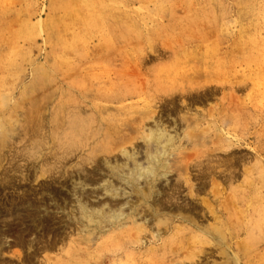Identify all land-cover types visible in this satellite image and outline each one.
<instances>
[{
  "label": "rangeland",
  "instance_id": "1",
  "mask_svg": "<svg viewBox=\"0 0 264 264\" xmlns=\"http://www.w3.org/2000/svg\"><path fill=\"white\" fill-rule=\"evenodd\" d=\"M0 126V264L223 263L178 204L240 264H264V0H0ZM158 128L173 139L159 196L120 229L80 233V205L136 206L111 168L144 164ZM23 192L31 205L8 215ZM162 242L178 252L154 253Z\"/></svg>",
  "mask_w": 264,
  "mask_h": 264
},
{
  "label": "bare ground",
  "instance_id": "2",
  "mask_svg": "<svg viewBox=\"0 0 264 264\" xmlns=\"http://www.w3.org/2000/svg\"><path fill=\"white\" fill-rule=\"evenodd\" d=\"M2 119V118H1ZM4 123V122H3ZM2 123V124H3ZM76 124V123H75ZM37 125V124H36ZM35 125V126H36ZM5 127V126H4ZM78 127V126H77ZM0 128H1V126H0ZM26 128V127H25ZM72 128V127H71ZM23 129H24V127H23ZM22 129V130H23ZM28 129V131H29V128H27ZM31 129V128H30ZM39 128H37V130H38ZM159 129V128H158ZM25 130V129H24ZM31 130H34V128H32ZM163 130V129H162ZM162 130H158L157 132H150V135H149V137L147 138L148 139V142L150 143V144H152L153 145V147H152V149H150L149 151H147V156H146V159H145V163L144 164H142V163H135L134 164V166L131 168V167H129V168H126L127 169V172H124V170H120L119 169V167H117V166H113V168H111V170H112V173L114 174V176H116L117 177V179H119L123 184H124V186H126V187H128L131 191H132V193H135V194H137V199H138V201H137V204H136V206H131V205H129V208H130V212H128V213H126L125 212V209L123 208V206H119L118 208H113L114 210H112V208L111 207H109V208H106V209H104L103 207H105V205L104 206H102L101 208H99V209H94V210H88L85 206H83V205H80V207H78L79 208V211H80V217H81V219L82 220H86L87 221V225H85L84 227H82L81 228V230H80V233H87V234H89V233H94V231H96V229L95 228H88V227H91L92 225L93 226H95V227H98L100 230H99V233H102L103 231H107L106 229H111L112 227H114V229L115 228H118V229H120L119 228V223H122V224H125L126 222H124V220H126L127 218H129V216L130 215H132V214H134L135 213V211H136V208L137 207H140L141 205H147V206H149V199L150 198H152V196H156V195H158L159 196V194H160V190H159V188L156 186V183H157V181L158 180H160V179H165L166 178V176H167V174H169L168 172V170H167V165H166V163H167V161H165V159L166 158H168V157H170L169 156V149L171 148V146H172V143H173V139L171 138V137H167L166 136V134L162 131ZM1 131V130H0ZM3 131V130H2ZM41 131V130H40ZM153 131H155V130H153ZM194 131V130H193ZM34 132H35V130H34ZM1 133V132H0ZM29 133V132H28ZM33 133V132H32ZM191 133V132H190ZM193 133V132H192ZM191 133V134H192ZM26 134H27V132H26ZM35 134V133H34ZM36 134H37V131H36ZM40 134V133H39ZM79 134V133H78ZM194 134H196V133H194ZM29 135V134H28ZM75 135V134H74ZM81 135V134H80ZM190 135V134H189ZM37 136V135H33L32 134V138H35V137ZM170 136V135H169ZM188 136V135H187ZM3 137V136H2ZM19 137V136H18ZM38 137V136H37ZM10 138V137H9ZM31 138V139H32ZM39 138V137H38ZM37 139V138H36ZM42 139V138H41ZM40 138H39V140H36V141H38L39 143H41L42 141H44L43 139H42V141H40L41 140ZM35 140V139H34ZM32 141V140H31ZM36 141H34V142H36ZM27 143L28 142H30V139H29V141H26ZM33 141H32V143L35 145H37V143H34ZM7 143V142H6ZM31 143V142H30ZM44 142H42V144H43ZM32 144V145H33ZM41 145V144H40ZM39 144L37 145L38 147V149H41V148H43V146L40 148L39 146H40ZM29 147H30V145H28ZM34 147H36V146H34ZM30 149L31 148H28V151H30ZM44 149V148H43ZM66 149V148H65ZM26 150L27 149H24L22 152L24 153V151L26 152ZM32 150H33V147H32ZM42 150V149H41ZM41 150L39 151V152H41ZM66 150H68V148L66 149ZM174 150V149H173ZM3 151V150H2ZM71 151H73V150H71V148H70V152ZM174 151H176V150H174ZM37 154V153H36ZM69 154V153H68ZM27 155H28V153H27ZM27 155H26V157H27ZM66 155H67V153H66ZM128 155V154H127ZM25 156V153H24V155H23V157L21 156V158H25L24 157ZM1 157V156H0ZM62 157H65L66 158V156L65 155H61V158H60V161H61V159H62V161L63 160H65L64 158H62ZM46 158V157H45ZM57 158V157H56ZM133 158V157H132ZM3 158H1V160H2ZM27 159V158H26ZM59 158H57V160H58ZM67 159V158H66ZM93 159H94V161L97 159H95V156H93ZM93 159H91V160H93ZM227 159H229V157L227 158ZM226 159V160H227ZM46 160V159H45ZM57 160H55V161H57ZM225 160V161H226ZM232 160V159H231ZM61 161V164L63 163V162H65V161H63L62 162ZM93 161V162H94ZM228 161V163H229V161H230V159L229 160H227ZM226 161V162H227ZM84 162V161H83ZM232 162V161H231ZM45 163H47V162H45ZM49 163V162H48ZM47 163V164H48ZM60 162H58V164H59ZM225 163V162H224ZM18 164V163H17ZM46 164V165H47ZM56 164V163H55ZM58 164H56L57 166H58ZM61 164H60V166H61ZM84 164V163H83ZM233 164V163H232ZM11 165V164H10ZM52 165H53V163H52ZM80 165H81V163H80ZM87 165V164H86ZM91 165V164H90ZM197 165L198 164H196V167H197ZM226 165H229V164H227L226 163ZM44 166V165H43ZM48 166V165H47ZM47 166H45L46 168H47ZM57 166H54V167H57ZM81 166H83V165H81ZM199 166V165H198ZM233 166V165H232ZM17 168H18V165L16 166ZM182 167V166H181ZM193 167H195V166H192V168ZM195 167V168H196ZM229 167V166H228ZM55 169V168H54ZM53 169V170H54ZM57 169V168H56ZM59 169V168H58ZM179 169H181V168H179ZM178 169V170H179ZM199 169V168H198ZM14 170V169H13ZM16 170H18L19 171V169H16ZM44 170V169H43ZM50 168L48 169V172H52V170H50ZM170 170V169H169ZM203 170H204V168H203ZM203 170H201L200 172H201V174H202V176H203ZM46 171V170H45ZM45 171H43V172H45ZM171 171V170H170ZM47 171H46V173H48ZM224 172V171H223ZM22 173V172H21ZM211 174H212V172H210ZM233 173V172H232ZM14 174H15V172H14ZM18 174V173H17ZM54 174V173H53ZM230 175V174H229ZM228 175V176H229ZM6 176H8V175H6ZM12 176V178L11 179H15L14 177H13V175H11ZM21 177H22V175H20ZM113 176V175H112ZM201 175H200V177H202ZM232 176V174L229 176V177H231ZM8 177H10V176H8ZM7 177V178H8ZM3 178V177H2ZM205 178V177H204ZM207 178V177H206ZM225 178V177H224ZM4 179V178H3ZM21 179H23V178H21ZM162 179V180H163ZM16 180H17V178H16ZM161 180V181H162ZM206 180V179H205ZM231 180V179H230ZM4 181H6V180H4ZM10 181V180H9ZM15 181V180H14ZM13 181V182H14ZM22 181H25V180H20V182H22ZM140 181H143V183H144V186H142L141 188H140ZM160 181V182H161ZM180 181V180H179ZM225 181V180H224ZM12 182V180L10 181V183ZM19 182V181H18ZM16 183V186L18 187V186H20V185H17V184H21L20 182L19 183ZM230 182H232V181H230ZM6 183H8V181L6 182ZM10 183H8V186L10 187V189L12 190H15V191H17L16 189H17V187L15 188V184H10ZM176 183H178V185H179V182L177 181ZM187 183V182H186ZM229 184H232V183H229ZM123 186V185H122ZM123 186V187H124ZM6 187V186H5ZM174 187V186H173ZM172 187V188H173ZM175 187H177L176 185H175ZM179 187H180V185H179ZM4 188V187H3ZM20 188V187H19ZM45 187H43L42 189H44ZM171 188V189H172ZM105 189V191H106V193H108V194H110L112 197H118V196H120L121 195V193H120V191H118V189H112V187H109V188H104ZM178 189V188H177ZM20 191V190H19ZM18 191V192H19ZM130 191V192H131ZM163 191V190H162ZM177 191V190H176ZM1 192V191H0ZM104 192V191H103ZM171 192V191H170ZM16 193V192H15ZM18 194H21V192H19ZM171 194V193H170ZM25 193L23 192V194L21 195V196H19L18 197V201L16 202L15 200H13L14 198H12V200H11V202H10V208L8 209V211H6L7 212V214L8 215H13V213H15V214H17V215H19L20 214V211H19V205H23V206H29V205H31L28 201H27V199L28 198H26L25 197ZM162 195H163V193H162ZM18 196V195H17ZM161 196V195H160ZM164 196V195H163ZM168 196V195H167ZM167 196H165V199H166V197ZM196 196V195H195ZM169 197V196H168ZM164 198V197H163ZM16 199V198H15ZM130 199V198H129ZM151 200V199H150ZM0 201H1V199H0ZM134 201V200H133ZM157 201V200H156ZM203 201V200H202ZM157 202H160V201H157ZM167 202H168V200H167ZM170 202H172V201H170ZM0 204H2V203H0ZM155 205L158 207V203H156L155 202ZM179 206H177V208L175 209L176 210V212H177V216L176 217H179L178 218V220H179V224L181 225V226H184V227H190V226H193L196 230H198V231H200V232H202V233H204V238H203V240L202 241H200V244L203 246V245H208V244H217L218 246H219V249H220V251H219V253H222L223 255H224V262L223 263H221V264H240L239 263V260H238V258H237V256L235 255V254H232L233 252H231V247H230V245H228V244H226V242H225V238H220V234H222V233H224L223 231H219L218 229H214L213 227L211 228V226H206V227H204V228H198V225L196 224V222H194L193 220H194V218L193 217H191V218H193V219H190V218H188L187 216H183V215H185V214H183L184 212L183 211H186V212H188V211H191V209L189 208V209H185L184 207H182L183 205H181V204H178ZM181 205V206H180ZM186 205V204H185ZM191 206V205H190ZM1 208L0 209H2V206H0ZM171 207V206H170ZM5 208V207H4ZM150 208V207H149ZM193 208V207H192ZM210 208V207H209ZM210 210V209H209ZM216 211V210H215ZM4 212V211H3ZM75 212V211H74ZM145 212V211H144ZM139 213V212H138ZM157 213H161L160 212V210H158V208H156V210H155V212L153 213V215L154 216H157ZM217 213V212H216ZM193 215V214H192ZM137 216V215H136ZM139 216V215H138ZM215 216H216V214H215ZM140 217V216H139ZM78 218V217H77ZM138 218V217H137ZM160 219V218H159ZM16 220V219H15ZM144 219H141V221H143ZM146 220V219H145ZM153 220V219H152ZM172 219L171 218H168V217H161V219H160V221L161 222H159V223H162V222H164L165 221V223L164 224H166V222H168V221H171ZM23 220L21 219L20 221H18L19 222V224L18 225H20V226H22L23 225V222H22ZM227 221V220H226ZM139 222V221H138ZM144 222H146V221H144ZM36 223V222H35ZM140 223V222H139ZM142 223V222H141ZM201 223V222H200ZM223 223V222H222ZM9 224H10V222H9ZM9 224H6V223H4V226L5 227H7L8 228V230H5V231H1L0 232V237H3L4 238V236H6L7 235V233H8V231L10 232V230H11V227L9 226ZM107 224H108V226H107ZM148 224V223H147ZM203 224V223H202ZM38 225V224H37ZM157 225V224H156ZM228 225V224H227ZM170 226V225H169ZM221 226H222V224H221ZM38 227V226H37ZM36 227V229H38ZM108 227V228H107ZM168 227V226H167ZM10 228V229H9ZM46 228V227H45ZM173 229H175L174 231H177L176 230V227H172ZM179 228V227H178ZM31 229V228H30ZM129 229V228H128ZM143 229H145V228H143ZM143 229H141V230H143ZM163 229H165V228H163ZM241 229H243L244 230V232H246L245 231V228H244V226H242L241 227ZM140 230V229H139ZM156 230V233H155V235L153 236V239H158V238H160V235H161V227L160 226H157V229H155ZM166 230V229H165ZM164 230V231H165ZM172 230V229H171ZM121 231V230H120ZM119 231V232H120ZM123 231V230H122ZM193 231V230H192ZM227 231V230H226ZM19 233V240L21 239L22 240V238H23V236H22V230L20 229L19 231H18ZM23 232H24V230H23ZM136 233L137 232V230L136 231H131V233L133 234V233ZM151 232H152V230H151ZM98 233V234H99ZM122 233V232H121ZM131 233H129V234H131ZM229 235H225L226 237H229L228 239H229V241L232 239V238H230L233 234H232V232H231V230H229L228 232H227ZM66 234V233H65ZM119 234V233H118ZM124 234V233H123ZM197 234V233H196ZM247 234V238H248V236L250 235V231L249 232H247L246 233ZM70 235V234H69ZM100 235V234H99ZM144 235L146 236V234L144 233ZM200 235V234H199ZM117 236V235H116ZM127 236V235H126ZM191 236V235H190ZM222 236V235H221ZM67 237H68V235H67ZM86 237V236H85ZM88 237V236H87ZM86 237V238H87ZM119 237H121V236H119ZM129 237V236H128ZM148 237V236H147ZM166 237V236H165ZM108 238V237H107ZM133 238H134V235H133ZM150 238V237H149ZM171 238V237H170ZM174 238V237H173ZM176 238H177V236H176ZM175 238V239H176ZM192 238V237H191ZM190 238V239H191ZM201 238V237H200ZM140 239V238H139ZM172 239V238H171ZM250 239V238H249ZM182 240V239H181ZM188 240V239H187ZM251 241H252V243L254 242L252 239H250ZM23 241V240H22ZM59 241V240H58ZM61 241V240H60ZM59 241V242H60ZM104 241V240H103ZM102 241V242H103ZM119 241V240H118ZM174 241V240H173ZM56 242V241H55ZM112 242H114V241H112ZM120 242H121V240H120ZM130 242V241H129ZM144 241H141V243H143ZM159 242H161V241H159ZM51 243H54V242H51ZM94 243V242H93ZM131 243V242H130ZM133 243V242H132ZM136 243V242H135ZM147 243V242H146ZM149 243V242H148ZM147 243V244H148ZM2 245H5V243L4 242H2L1 243ZM55 244V243H54ZM54 244H51L52 246H54ZM101 244V243H100ZM176 244V243H175ZM56 245V244H55ZM73 245V244H72ZM132 245V244H131ZM134 245V244H133ZM177 245V244H176ZM185 245V244H184ZM91 246H92V244H91ZM117 246V245H116ZM115 246V249H118L117 247ZM141 246V245H140ZM153 246V245H152ZM157 246V245H156ZM173 246H174V244L173 245H170L169 243H164V242H162L161 243V245H159L158 244V247H156V250H154L155 252L154 253H156V251H158L159 250V253H160V251L162 250L164 253H170V252H172V253H176V252H178V250H179V248H173ZM181 246H183V245H181ZM110 247V246H109ZM108 247V248H109ZM111 247H112V245H111ZM154 247V246H153ZM179 247V246H178ZM2 248V247H1ZM53 248V247H52ZM52 248H50V249H52ZM81 248V247H80ZM88 248V247H87ZM97 248H99V247H97ZM121 248V247H120ZM119 248V249H120ZM124 248V247H123ZM29 249H31V248H29ZM114 249V250H115ZM122 249V248H121ZM155 249V248H154ZM173 249V250H172ZM183 249V248H182ZM185 249V248H184ZM183 249V250H184ZM96 250V249H95ZM100 250V249H99ZM109 250V249H108ZM111 250V249H110ZM144 250V249H143ZM192 250H193V248H192ZM1 251V250H0ZM121 251V250H120ZM88 252V251H87ZM112 252V251H111ZM116 252V251H115ZM147 252H149L148 250H147ZM193 252V251H192ZM191 252V253H192ZM71 253V252H70ZM74 253H76L75 251H74ZM86 253V252H85ZM91 253V252H90ZM102 253H103V251H102ZM107 253V252H106ZM114 253V252H113ZM145 253V252H144ZM163 253V254H164ZM231 253V254H230ZM96 254V253H95ZM104 254V253H103ZM103 254H101V255H103ZM87 255V254H86ZM167 255V254H166ZM74 256V255H73ZM131 256V255H130ZM68 257V256H67ZM161 257H163V256H160V258ZM96 258V257H95ZM136 260H137V258H135ZM163 259V258H162ZM165 259V258H164ZM134 260V259H133ZM135 260V261H136ZM161 260V259H160ZM95 262H97V261H95ZM161 262H162V260H161ZM171 263V262H170ZM68 264V263H67ZM169 264V263H168ZM173 264V263H172ZM177 264V263H176Z\"/></svg>",
  "mask_w": 264,
  "mask_h": 264
}]
</instances>
